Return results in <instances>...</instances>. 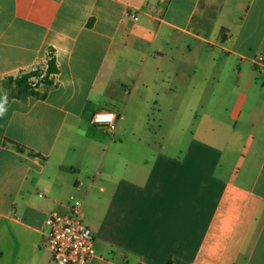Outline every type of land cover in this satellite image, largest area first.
<instances>
[{
  "label": "crops",
  "instance_id": "1",
  "mask_svg": "<svg viewBox=\"0 0 264 264\" xmlns=\"http://www.w3.org/2000/svg\"><path fill=\"white\" fill-rule=\"evenodd\" d=\"M260 55L264 0H0V264H49L74 200L88 264H264Z\"/></svg>",
  "mask_w": 264,
  "mask_h": 264
},
{
  "label": "built area",
  "instance_id": "2",
  "mask_svg": "<svg viewBox=\"0 0 264 264\" xmlns=\"http://www.w3.org/2000/svg\"><path fill=\"white\" fill-rule=\"evenodd\" d=\"M51 58L52 56L49 60ZM263 59L260 55L256 62L262 63ZM49 60L45 70H33L32 72L38 71L40 74L28 79V84L35 92L41 87H46L43 79L46 77ZM101 116L112 118L101 120ZM117 120L118 116L114 112H98L93 117L94 123L106 124L112 133L116 130ZM82 208L83 203L80 200H74L68 213H52L47 218L48 248L52 255L49 264H88L93 257L94 235L82 219Z\"/></svg>",
  "mask_w": 264,
  "mask_h": 264
},
{
  "label": "trees",
  "instance_id": "3",
  "mask_svg": "<svg viewBox=\"0 0 264 264\" xmlns=\"http://www.w3.org/2000/svg\"><path fill=\"white\" fill-rule=\"evenodd\" d=\"M224 39V37H223ZM54 59L51 58L48 62V68L46 71V77L43 79V82L47 85V86H51L52 82L51 80H49V76L51 74H54L57 72L56 68L54 67ZM40 72H30V73H26L23 74L22 76L12 80L10 79L8 82L13 84L15 86L14 89V94L13 96L15 98H19V99H26L29 96H34V97H38L39 95L33 90L31 89L30 85L28 84V79L32 76L35 75H39ZM10 144L12 145V147L17 150L20 153H25L29 156H38L36 153H34L33 151L27 149L26 147L19 145L17 143L14 142H10Z\"/></svg>",
  "mask_w": 264,
  "mask_h": 264
},
{
  "label": "clouds",
  "instance_id": "4",
  "mask_svg": "<svg viewBox=\"0 0 264 264\" xmlns=\"http://www.w3.org/2000/svg\"><path fill=\"white\" fill-rule=\"evenodd\" d=\"M5 111L4 107L2 104H0V115L3 114V112ZM112 118V117H111Z\"/></svg>",
  "mask_w": 264,
  "mask_h": 264
},
{
  "label": "snow or ice",
  "instance_id": "5",
  "mask_svg": "<svg viewBox=\"0 0 264 264\" xmlns=\"http://www.w3.org/2000/svg\"><path fill=\"white\" fill-rule=\"evenodd\" d=\"M100 119L101 120H109V119H111V117L110 116H101Z\"/></svg>",
  "mask_w": 264,
  "mask_h": 264
}]
</instances>
